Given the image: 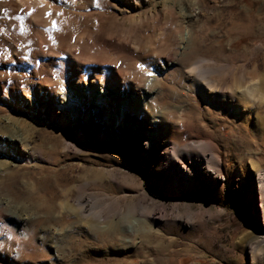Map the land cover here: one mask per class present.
<instances>
[{
	"label": "rangeland",
	"instance_id": "obj_1",
	"mask_svg": "<svg viewBox=\"0 0 264 264\" xmlns=\"http://www.w3.org/2000/svg\"><path fill=\"white\" fill-rule=\"evenodd\" d=\"M17 1L0 0V264H264V0ZM112 79L134 99L94 98ZM162 122L196 145L172 169ZM78 199L103 236L43 217Z\"/></svg>",
	"mask_w": 264,
	"mask_h": 264
},
{
	"label": "bare ground",
	"instance_id": "obj_2",
	"mask_svg": "<svg viewBox=\"0 0 264 264\" xmlns=\"http://www.w3.org/2000/svg\"><path fill=\"white\" fill-rule=\"evenodd\" d=\"M29 1H31V0H18L17 2L19 3V4H25V2H29ZM44 15V14H43ZM52 16V15H51ZM54 16V15H53ZM40 40H35V43H36V48H37V50H38V52H42V50H45V49H49L50 50V48L52 49V46L50 45V41H47L43 36H40V38H39ZM38 41H41V43L39 42L38 43ZM51 51V50H50ZM77 62L75 63V64H73L70 68H69V71H70V73H72L73 74V80H76L77 81V83L76 84H78V85H80L81 84V78H79V76H80V67H83V66H81V64H79V63H81L80 61H78V60H76ZM79 62V63H78ZM72 64V63H71ZM65 65V64H64ZM67 65H69L68 63H67ZM74 65H75V67H74ZM62 66H63V64H62ZM48 67L50 68V66L48 65V66H46L45 67V70H47L48 69ZM67 67V66H66ZM67 69V68H66ZM20 70H24L25 72H26V70H25V68L24 69H20ZM49 70V69H48ZM47 72V71H46ZM16 75H19V71H16ZM83 82V81H82ZM84 84H86L85 82H83ZM102 88H101V90H98V87H96L95 86V91L94 92H96L97 94H100V96H93L94 98H97V100H99L98 99V97H109V99L111 100V101H113V102H115V101H118V100H125V99H134V98H131V96H134V93H132V94H129L127 91H126V88L125 87H122L120 84H118L114 79H112L111 81H110V84H108L107 82H104V84H102V86H101ZM248 91H249V94L251 95V92H253V90H250V89H248ZM102 94H103V96H102ZM217 97H219V99H221L220 97H222V96H217ZM251 97V96H250ZM233 98L236 100V102L238 103V104H236V106L235 107H233V112L234 113H236V114H241L240 112H242L243 110H251V108L248 106V102H246V100L244 99V95L243 94H241V93H239L238 91H236V92H234L233 93ZM252 98V97H251ZM222 101H224V100H222ZM230 108H232V106L230 107ZM144 112V110L142 109V108H135L133 111H132V114L130 115V117H132L133 119L135 118V119H137L140 115H142V113ZM249 112V111H248ZM150 114V113H149ZM248 114H250V112L248 113ZM134 116H136V117H134ZM248 116H246V118H247ZM245 121H246V119H245ZM247 123V122H246ZM162 124L165 126H163V131L165 132V133H167L169 136H170V139L167 141V143L168 144H171V152H168L167 150V152H165V157L163 158V160H164V163H165V166L166 167H168V168H170V169H172V168H174V166L176 165V162L174 161V152H176L179 148H186V149H189V148H192V147H195L196 145L195 144H182L181 142V140H179V131H178V129H176V126L174 125V124H170V123H166V122H162ZM150 133V138L151 137H153L154 136V133H153V131H150L149 132ZM8 139V141H9V143L10 142H13V139L11 138V137H8L7 138ZM155 143V142H154ZM144 144H146V148H147V151L150 153V154H153V149H154V147L152 146V145H154L152 142H150V139H145V143ZM199 146H201L203 149H205V150H209L210 149V143H201V144H199ZM183 151H185V150H183ZM180 166V165H179ZM180 167H183V168H185V166H180ZM169 169V170H170ZM91 173V172H90ZM94 173V172H93ZM102 175V174H101ZM86 176L88 177V175L86 174ZM86 176H85V178H86ZM160 176H162V174H160ZM84 178V179H85ZM90 178V177H89ZM91 180H93V179H91ZM95 180V179H94ZM87 181V180H86ZM96 181V180H95ZM100 181V180H99ZM85 182V181H84ZM142 192H143V197H145V198H143L141 201H140V203L138 204V202H137V206H135V210H141V211H146V207L144 206L145 205V203H146V201H147V197H149L148 195H147V193H145L143 190H142ZM91 203L92 202H90V204H89V202L87 203V204H85L84 203V201L83 200H81V199H78V200H76V201H74L73 202V204H71V205H69V204H65L64 206H62L61 204H59V206H55L54 204L52 205V207H51V210H50V212H49V209H44V210H47V214H45V215H43V217H46V215H47V217H48V215H50L51 214V212L52 211H54V210H56V208H58L59 210H60V208H61V210L59 211V216L60 215H62V214H66V213H68L69 214V216H72L73 218H74V221H73V223H70L68 226H67V230L69 231V230H72V229H77V230H79L78 232H81V234L82 233H84L85 232V234H86V232H87V230H88V233L89 234H92L93 236L94 235H97V234H100V235H102L103 236V234H101L102 232H104L105 230H102V231H100L99 232V229H104L100 224L102 223V221L100 220L101 219V217H103V216H100V214L98 213V212H94V213H92V211L91 212H88V210H87V207L89 206V205H91ZM93 204V203H92ZM95 204H97V203H95ZM35 206H36V204H35ZM92 206V205H91ZM37 210L38 209H41V205L38 207V205H37ZM95 209V208H94ZM134 209V208H133ZM133 209H131L132 211H134ZM92 210V209H91ZM128 211V210H127ZM49 212V213H48ZM86 213H88V214H86ZM123 213H124V211H123ZM130 213V212H129ZM129 213H127V216H128V214ZM126 215V214H125ZM149 215V214H148ZM51 216V218H48V220L49 221H51V222H54V218L55 217H53L52 215H50ZM61 217V216H60ZM93 217V218H92ZM64 219V218H63ZM104 219V218H103ZM24 219H22V221H23ZM59 221V220H58ZM101 221V222H100ZM122 221V220H121ZM121 221H119V222H117V223H115V224H112V225H109L108 227H107V229L106 230H108L107 232H106V234H104V235H107L106 236V238L108 239H112V241H114L113 239H116V234L118 235V233L120 232V225L119 224H121L122 222ZM60 222V221H59ZM67 222H65V224H66ZM61 224V223H60ZM73 226V227H72ZM104 226V225H103ZM104 227H106V226H104ZM70 228V229H69ZM14 229H16V231H14L13 230V234H17L18 235V237H24V238H26L27 239V241L28 240H30L31 242L32 241H34L35 240V237H36V234L34 233V231H32V230H30V231H28V230H26L24 227H20V228H17V226H15V228ZM82 229V230H81ZM21 232H27L26 234L24 233V234H22V233H20V231ZM77 230H75L76 232H77ZM67 231V232H68ZM73 232V231H72ZM69 235V234H68ZM72 235H74V234H72ZM71 236V235H70ZM70 236H68L67 238H69ZM75 236V235H74ZM87 236V235H86ZM80 237V236H79ZM95 237H99V236H95ZM75 237H72V239H74ZM77 239V238H76ZM75 239V240H76ZM71 242H72V240H71V238L69 239ZM74 241V240H73ZM69 242V241H68ZM68 242H66V243H68ZM71 242H69V243H71ZM35 243V242H34ZM72 243H74L75 244V242H72ZM104 243V242H103ZM38 244V243H37ZM83 244V243H82ZM41 245V244H40ZM39 245V246H40ZM35 246H37V245H35ZM66 247V245H64V249H66L65 248ZM69 247V246H68ZM73 247H74V245L71 247L72 249H73ZM56 249V248H55ZM60 249V248H59ZM70 250V249H69ZM56 251V250H55ZM57 251H59V250H57ZM57 251H56V253H57ZM64 251V250H63ZM68 251V250H67ZM72 251V250H71ZM50 255V254H49ZM53 255V254H52ZM50 262V261H49ZM52 263V262H51Z\"/></svg>",
	"mask_w": 264,
	"mask_h": 264
},
{
	"label": "snow or ice",
	"instance_id": "obj_3",
	"mask_svg": "<svg viewBox=\"0 0 264 264\" xmlns=\"http://www.w3.org/2000/svg\"><path fill=\"white\" fill-rule=\"evenodd\" d=\"M52 27H53V28L56 27V23H55V22H53ZM149 75H151V73H149Z\"/></svg>",
	"mask_w": 264,
	"mask_h": 264
}]
</instances>
